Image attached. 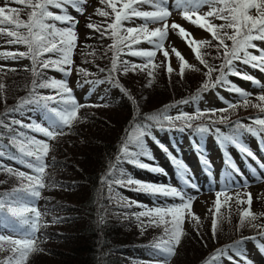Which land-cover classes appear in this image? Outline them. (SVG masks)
<instances>
[{
	"label": "snow or ice",
	"instance_id": "snow-or-ice-1",
	"mask_svg": "<svg viewBox=\"0 0 264 264\" xmlns=\"http://www.w3.org/2000/svg\"><path fill=\"white\" fill-rule=\"evenodd\" d=\"M99 2L104 8H96V14L110 22H107L103 28L93 23L87 24L86 27L99 32L101 36L107 35L113 39L114 42L109 47V51L113 54L107 79L116 87H120L133 103L136 102L135 99L120 85L118 74L146 72L150 78H154L155 71L160 67L154 62L157 53H162L165 60H169V50L165 48V44L169 42L170 32L176 33L185 41L186 46L206 69L204 75L207 79L200 91H207L219 85L240 98L236 103L225 101L227 108L205 111L197 109L194 115L186 112L170 115L169 111L175 105H167L162 111L134 120L128 129V134L115 158L116 162H126L153 174L167 175L159 165L144 163L140 159L144 157L150 161L155 160L146 144L145 137H149L168 154L184 187L177 188L171 183L140 181L127 174L123 168L117 169L116 164L110 166L108 175H112L113 170L118 172V176L106 181L110 185V192L112 184L121 187L134 185L131 190L155 198L151 207L139 201L126 199L123 201L124 207L135 206L142 209L131 214L138 222L141 233L151 227L163 229L162 234L149 245V253L153 259L143 264H169L170 258L176 254V248L185 235L183 225L186 217L199 222V218L192 212L195 196L185 189H195L197 193L200 190L194 181L188 178L190 175L188 167L180 159L172 156L166 146L160 144L153 134V129L159 131L176 129L183 132L185 128L193 127V121L202 119L206 114L211 113V116H215L217 112L234 111L241 106V102L244 108H255L259 113L264 114V94L257 95L255 98L257 102L254 103L249 98L252 93L241 89L228 79L229 76H233L253 84H260L253 75L238 69L237 62L264 73V47L254 43L264 42V0H99ZM86 3L87 0H4V4L0 6V34L10 38L8 44L23 45L27 49L18 52H0V59L14 61L18 58L29 59L34 77L29 94L21 98L14 107H7L5 112L0 114V161L7 159L30 170L22 171L0 162V169L18 181L17 186L11 190L0 192V253H8L7 256L0 258V264H28L30 256L41 250L38 246L37 233L44 225L36 201L41 198L42 189L46 187V169L49 167L46 159L51 151V142L65 135V129H70L78 119L80 109L88 106L78 102L67 79L58 80L51 77L44 79L43 70H55L62 73L65 78L72 74L73 54L78 40L76 31L78 21L68 10L71 8L83 15ZM13 4L23 7H13ZM204 7L208 9L206 12L201 11ZM50 9L59 11L53 12ZM24 10H27V19L21 18ZM173 11H178L183 20L210 34L211 39L197 40L194 34L183 26L175 22L170 23ZM136 20L141 23L125 26L133 24ZM216 20L222 23L217 24L214 22ZM58 24L65 26L58 27ZM151 25L156 26L150 27ZM228 41L231 43H227ZM141 43H146L150 47L147 49L137 47ZM169 46L171 47V42ZM211 47H215L217 51L214 59L221 60L218 67L210 64L205 59L208 53L202 51ZM171 52L180 62L178 75L182 79L185 69L200 71L199 68L189 65L175 47H171ZM122 55L139 58L143 63L123 60ZM14 70L9 69V71ZM166 70L169 75L174 72L170 62ZM78 71L84 76L94 75L83 68ZM99 71L103 73L105 69L99 68ZM216 72L219 75L213 80V73ZM104 82L100 79L85 80V83L92 85ZM4 89L5 85L0 83V93ZM39 89L51 91L45 95L41 94ZM0 99H3V96H0ZM191 99H199V92ZM220 99L224 100L223 97ZM188 102V100L179 101L180 104ZM29 112L35 115L29 116L28 122L15 116V114L24 116ZM137 115H139L138 111ZM228 119L229 117L223 115L217 119L210 117L208 124L193 128V132L199 137L212 134L221 146L234 145L242 155L256 160L255 154L244 144L243 136L250 134L264 140V117L259 115L249 117L248 123L237 120L229 125L228 133L215 127L218 123L227 124ZM177 122H180V126ZM32 133L44 139H38ZM5 140L7 143H4ZM194 146L201 153L208 175H211V166L204 157L200 145L194 142ZM226 163L236 175L242 176L230 157ZM240 187H248V182L245 181L242 185L229 183L216 190L213 208L209 209L213 212V237L225 218L221 208L230 207L229 201L232 197L228 193L236 189L235 203L238 206L248 205L240 210L238 229H242L247 224L258 229L259 236L264 238V225L255 223L258 217L251 211V194H246L247 200L241 199L238 190ZM221 197L224 198L223 202ZM159 198L178 200L179 203H161ZM256 238V236L242 237L226 248L217 249L208 258L207 264H251L241 245L248 239Z\"/></svg>",
	"mask_w": 264,
	"mask_h": 264
},
{
	"label": "trees",
	"instance_id": "trees-1",
	"mask_svg": "<svg viewBox=\"0 0 264 264\" xmlns=\"http://www.w3.org/2000/svg\"><path fill=\"white\" fill-rule=\"evenodd\" d=\"M91 1H95L97 4L90 14L85 15L82 20L80 19V25L76 27V31H79L81 37L77 34L78 40L73 54L72 72L77 78V83L82 86L88 85L85 83L86 79L104 80V83L98 85L104 90L106 89L109 94L97 95L103 98L99 102L87 101L85 104L88 106L80 109L78 119L72 127L65 129L66 134L51 142V151L46 159V163L49 165L45 176L46 187L42 189L41 198L36 201L38 210L42 213L44 225L37 233L38 246L41 250L30 256L28 264H143L145 261H150V256L144 257L138 251L143 252L145 248H149L150 243L162 234L163 229L151 227L141 233L138 222L131 214L142 209L135 206L124 207L123 203L125 199L139 201L134 195L137 192L131 190L135 186L121 187L112 184L110 192V185L106 181H111L114 176H118V172L115 170L112 175H108L110 166L116 164L117 169L123 168L127 174L130 173L128 167L117 163L115 158L119 154L120 146L134 120L162 111L167 105H175L170 109V115L175 116L179 112L194 115L196 111H179V109L184 106L191 107L202 97L222 88L218 85L207 91H200L207 79L204 75L206 69L195 58L194 53L195 63L188 62V64L199 68L200 71H194L192 68L185 69L183 79L178 75L180 62L176 56L177 68H173L174 72L171 75L166 70L169 61H166L162 56L158 57L156 62L154 61L160 65L155 71L154 78H150L146 72L118 74L120 85L127 89L131 93V97L135 99L136 102L133 103L132 99L121 91L120 87H116L107 79L113 54L109 51V47L114 41L107 35L101 36L99 32L88 29L86 25L89 23L99 24L103 28L110 20L96 14V8H104L99 0ZM3 4L1 3L0 6ZM12 6L23 7L21 5ZM21 18L27 19V10L22 11ZM214 22L222 23L219 20ZM64 26L58 24V27ZM125 26L131 25L126 24ZM8 39L10 38L6 35L0 34V52L27 50L23 45L8 44ZM206 39H211L210 34L204 40ZM202 51L208 53L205 59L210 64L219 66L221 60L214 59L217 56L215 47ZM250 51L254 50L250 49ZM121 59L143 63L141 59L134 60L128 55H122ZM8 60L0 59V83L5 85L4 91L0 93V96H3V99H0V114L4 113L7 107H14L21 98L29 94L34 79L29 59L18 58L11 61L15 62V65L8 64ZM237 64L240 63L237 62ZM80 68L94 75L84 76L78 71ZM99 68H104L105 72L101 73ZM9 69L15 70L9 71ZM43 73L44 79L49 77L58 80L65 79L62 73L55 70L45 69ZM217 75H219L218 72L213 73V80ZM50 91L39 89V92L45 95ZM198 92L199 99L192 100L191 98ZM256 96L252 95L249 98L256 103ZM181 100L189 102L180 104ZM224 108L227 106L216 109ZM137 111L139 115H137ZM17 115L15 114L16 117ZM221 115L229 117L228 122L227 124L218 123L215 127L225 133H228L229 125L237 120L248 123L249 117L258 115L264 117V114L259 113L255 108H244L241 102V106L234 111L217 112L215 116H211V113L206 114L202 119L193 121V127L185 128L183 132L176 129L159 131L154 128L153 134L155 135L156 132L172 134L175 139H187L188 143L199 144L202 151L208 150L211 142L218 144L215 136L208 134L199 137L193 132V128L208 124L210 117L217 119ZM177 125L180 126V122H177ZM32 135H36L38 139H44L38 134L32 133ZM244 137L255 149L264 143V140L250 134H246ZM147 138L149 137H145V139ZM4 143H7V140ZM214 152L215 157H219L222 149L220 146L215 147ZM0 162L11 166L5 159ZM12 167L26 172L30 171L22 166L13 165ZM0 182H3L0 183V192L9 191L18 184L15 177L9 176L3 169H0ZM238 190L242 195L246 192L242 190V187ZM228 195L232 197V200L229 201L230 207L221 208V213L225 218L220 223L215 237L212 234V211L210 218L198 217L199 222L190 218L192 223L188 226H185V219L183 225L185 235L176 248V254L170 258L169 264H207L208 258L217 249L226 248L242 237H257L246 240L247 243L264 239L259 236L258 229L247 224L242 229H238L240 210L248 206L247 204L238 206L235 203L236 189L230 191ZM220 199L223 202L224 198ZM242 199L247 200V198ZM141 203L149 207L152 206L149 202L142 201ZM256 207V212L253 213L257 215L258 219L255 223L264 225V193L257 197ZM7 255L6 252L0 253V258Z\"/></svg>",
	"mask_w": 264,
	"mask_h": 264
},
{
	"label": "rangeland",
	"instance_id": "rangeland-1",
	"mask_svg": "<svg viewBox=\"0 0 264 264\" xmlns=\"http://www.w3.org/2000/svg\"><path fill=\"white\" fill-rule=\"evenodd\" d=\"M4 3V0H0V4ZM95 1L92 2L91 0H87L85 7V13L83 15H80L76 13L73 9L69 8V13L76 17L78 23L76 27L80 24V19L82 20L85 15L88 13L90 14L93 7L95 6ZM16 6L15 4H13ZM53 12H58L57 9H50ZM208 9L207 7H204L201 9L202 12H206ZM175 22L181 26H183L186 30H188L190 33H193L195 38L197 40H204L205 38L209 37L208 33H205L203 30L198 29L194 25L188 23L187 21L183 20L180 13L178 11H173V15L170 18V23ZM141 23V21L136 20L133 24H129L131 26H135L136 24ZM156 25H151L150 27H155ZM77 34L80 35L79 31H77ZM81 37V35H80ZM168 41L171 42V47H175L177 50H179L182 55L184 56L185 60L190 63H195L193 52L186 46L185 41L176 33L170 32ZM169 42H166L165 48L169 50V62L173 68H177V63L175 60V54L171 52V47L169 46ZM254 43L260 45V47H264V42L261 41H255ZM140 48H149L150 46L146 43H142L138 45ZM258 54V53H256ZM163 54L158 52L157 56L155 58L158 59V57H162ZM134 60H138L136 57H132ZM9 61V60H8ZM13 60H10L8 64L15 65V62H11ZM157 61V60H156ZM155 61V62H156ZM6 63V62H5ZM237 68L246 71L247 73L253 75L257 80L260 81V84H253L250 81H246L243 79H238L233 76H229V80L232 81L234 84L239 86L241 89L248 91L252 93V95H259L264 94V73L252 69L246 65H240L237 64ZM74 72L72 74L65 78L68 81L69 87L73 90V94L77 98L78 102L85 104L87 101L99 102L101 98L99 96L105 94H109L107 90L100 85H94L88 84V85H79L77 83V78L74 77ZM212 94L206 95L201 98V100H198L194 106L187 107L190 111H196L197 109L201 111L210 110V109H216V108H223L224 106H227L225 101H230L233 103H236L240 98L237 94L227 91L225 88L215 90L211 92ZM99 95V96H97ZM220 97H223L224 100H221ZM35 115L34 113L25 114L24 116L17 115L16 118L22 119L25 122H28V117ZM39 118V117H37ZM246 135V134H245ZM244 135V136H245ZM155 136L159 140L160 144L167 147L168 152L172 154V156H175L177 159H180L190 170L189 179L194 181L195 185L199 187V192L197 193L195 189L186 188L185 190L189 193L193 194L195 196L193 206H192V212L196 214L197 217L200 218H210L211 217V207L214 204L215 201V193L216 190L222 187V185H227L231 183L232 185H242L245 181L248 182V187H242V190L246 191L244 195H240V198H247V193L251 194L252 197V204H251V211L256 212V202L257 197L261 196L264 193V143L259 145L257 149L255 147H252L251 143L247 142L245 137L243 136V142L244 144L251 149V151L255 154L257 157L256 160H253L251 157H247L246 155H242L239 150L234 145H224L221 146L218 144H210V148L208 150H204L203 155L208 160L210 166H211V175H208V169L204 165L201 159V153L197 151L196 147L194 146V143H188L187 139L180 138L175 139V137L171 135L166 134H159L155 133ZM146 144L149 150L151 151L152 156L155 158L154 161L147 160L144 157H141L140 159L144 163L148 164H154L159 165L161 169L164 170L167 175L162 174H153L151 172L141 170L137 167H134L133 165H129L128 163L124 162L123 165L128 167L129 174L137 180L140 181H149L152 183L157 184H169L176 186L177 188L184 187L182 184V181L180 180L179 176L177 175V170L175 169L172 161L169 159V156L166 152H164L160 147L157 146V144L152 141L151 139L147 138ZM220 146L222 149L221 155L219 157H215L216 154L214 152L215 147ZM227 153V155H226ZM231 158L232 163L236 165V167L239 169L240 173H242V176L236 175L235 172L232 171V169L228 166L226 161ZM5 161L11 166H20L19 164H14L12 161L5 159ZM241 188V187H240ZM125 190V189H122ZM234 190V189H233ZM231 190V191H233ZM137 200L140 202L145 201L149 202L153 206V201L155 198L144 194V193H134ZM257 196V197H256ZM159 202L164 203H179L178 200H171L166 198H159ZM248 206V205H247ZM192 223L190 221V217L186 218V224L185 226L190 225ZM7 234V233H6ZM241 248L244 250V253L247 257V259L251 262V264H264V239L258 240V241H252L251 243L244 242L243 245H241ZM143 251V250H142ZM150 248H145L143 252L138 251L139 254L142 256H150L149 259H153V257L150 255Z\"/></svg>",
	"mask_w": 264,
	"mask_h": 264
}]
</instances>
